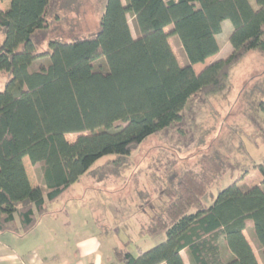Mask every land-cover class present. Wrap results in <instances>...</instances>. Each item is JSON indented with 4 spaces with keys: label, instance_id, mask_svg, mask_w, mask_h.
<instances>
[{
    "label": "trees",
    "instance_id": "1",
    "mask_svg": "<svg viewBox=\"0 0 264 264\" xmlns=\"http://www.w3.org/2000/svg\"><path fill=\"white\" fill-rule=\"evenodd\" d=\"M61 3L10 0L0 11V71L7 75L0 91V234L13 231L16 221L22 232L31 230L47 203L80 176L123 165L148 136L182 122L193 95L225 90L230 68L247 52L264 53V0H106L97 32L49 40L39 52L32 37L49 27ZM224 20L232 25L230 53L195 72L194 65L219 52ZM171 35L188 64L178 63ZM259 108L264 112V101ZM69 133L78 136L69 142ZM106 154L116 157L89 171ZM24 157L38 166L39 184L30 183ZM226 160L215 151L198 171L178 176L176 196L148 226L150 233L163 231L164 240L137 246L136 255L115 247L114 259L185 264L184 253L189 264H259L244 235L250 222L264 264V159L203 206ZM251 170L260 177L249 186L242 180Z\"/></svg>",
    "mask_w": 264,
    "mask_h": 264
},
{
    "label": "rangeland",
    "instance_id": "2",
    "mask_svg": "<svg viewBox=\"0 0 264 264\" xmlns=\"http://www.w3.org/2000/svg\"><path fill=\"white\" fill-rule=\"evenodd\" d=\"M105 1L61 0L56 8L57 17H50L49 27L37 30L32 37L37 50L45 52L52 39L68 41L97 32ZM250 1L254 5V0ZM9 5L10 0H0V11H6ZM130 26L134 35L131 21ZM230 30L231 23L224 20L218 35L219 52L204 63L194 65L195 72L230 53ZM2 41L3 33L0 31V44ZM169 42L178 63L181 66L188 64L178 37L171 35ZM45 61V57L39 58L33 67ZM6 80V73L0 71V91L4 89ZM261 101H264V53L249 51L230 68L225 90L211 95L196 93L183 110L182 122L148 136L131 151L120 167L109 166L96 173H85L57 200L47 203L51 218L47 217L42 222L41 234L46 238H58L73 249L74 226L82 224V236L92 235L100 243L102 264H122L113 257L115 247L125 248L136 255L137 246L146 250L161 242L165 238L164 232L150 233L148 226L152 218L161 215L166 204L176 196L178 176L187 170L198 171L204 156L212 152L217 151L227 157L225 170L203 197V206L207 207L222 188L264 159ZM77 136V133H69L65 137L72 142ZM115 157L113 154L100 157L89 171ZM25 165L28 177L32 182L36 181L38 166L27 160ZM259 177L257 170H251L242 181L250 186L258 183ZM63 214L70 219L64 220ZM54 215H58L62 223L51 221L52 217H57ZM16 226H19L18 221ZM250 226L248 222L244 235L259 263L263 264ZM182 256L185 264H189L186 255L182 253Z\"/></svg>",
    "mask_w": 264,
    "mask_h": 264
},
{
    "label": "crops",
    "instance_id": "3",
    "mask_svg": "<svg viewBox=\"0 0 264 264\" xmlns=\"http://www.w3.org/2000/svg\"><path fill=\"white\" fill-rule=\"evenodd\" d=\"M25 160L30 161L27 157L23 158L26 169ZM36 175L34 182L28 177L32 185H37L40 182L39 174L36 173ZM49 212L47 208V213L40 217L37 224L27 232H22L19 226H16L13 231L0 234V264H67V262L72 264H102V257L99 252L100 243L92 235L82 236V224L74 226L73 249L67 247L58 238L52 239L51 236L48 238L43 236L40 228L47 217L51 218L48 215ZM54 216L57 217L55 219L52 217L51 221L55 220V223H62L59 221L58 215ZM63 216L66 221L70 219L67 214H63ZM56 231H58L57 228ZM27 234H29L28 237H26ZM2 238L4 239L2 240ZM111 264H115V262Z\"/></svg>",
    "mask_w": 264,
    "mask_h": 264
}]
</instances>
